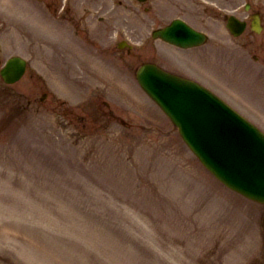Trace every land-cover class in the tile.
<instances>
[{
  "label": "rangeland",
  "instance_id": "rangeland-1",
  "mask_svg": "<svg viewBox=\"0 0 264 264\" xmlns=\"http://www.w3.org/2000/svg\"><path fill=\"white\" fill-rule=\"evenodd\" d=\"M105 2L74 0L65 16L93 10L85 17L103 43L115 31L122 35L123 24L134 39H143L139 6ZM56 7L0 0L6 54L19 51L33 59L28 76L13 87L21 92L19 103L31 95L33 110L0 131V238L25 243L44 264H264V206L232 194L227 208L219 191L217 198L204 195L212 178L176 132L139 135L149 107L135 106L121 92L102 93L94 73L81 77L70 57L86 52L85 33L76 37ZM101 7L113 9L104 21L98 18L105 13H95ZM95 60L116 84L143 99L124 72L140 60L137 54L122 58L121 67L103 53ZM105 98L129 123L107 113ZM146 98L153 119L169 128ZM96 107L102 109L98 124L89 114ZM84 114L90 116L86 129L79 118ZM182 174L190 181H178ZM23 260L21 253L13 255L14 264Z\"/></svg>",
  "mask_w": 264,
  "mask_h": 264
}]
</instances>
